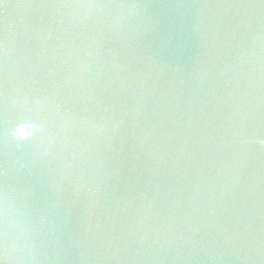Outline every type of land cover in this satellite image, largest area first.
I'll return each mask as SVG.
<instances>
[{
	"label": "water",
	"instance_id": "1",
	"mask_svg": "<svg viewBox=\"0 0 264 264\" xmlns=\"http://www.w3.org/2000/svg\"><path fill=\"white\" fill-rule=\"evenodd\" d=\"M0 264H264V0H0Z\"/></svg>",
	"mask_w": 264,
	"mask_h": 264
}]
</instances>
